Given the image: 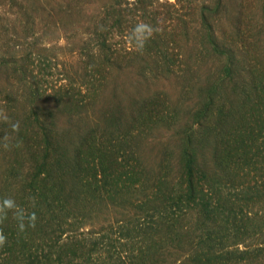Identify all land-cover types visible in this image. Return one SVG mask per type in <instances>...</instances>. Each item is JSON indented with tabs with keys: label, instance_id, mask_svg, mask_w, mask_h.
Segmentation results:
<instances>
[{
	"label": "trees",
	"instance_id": "1",
	"mask_svg": "<svg viewBox=\"0 0 264 264\" xmlns=\"http://www.w3.org/2000/svg\"><path fill=\"white\" fill-rule=\"evenodd\" d=\"M254 19L248 0L236 10L229 0H0V109L22 141L0 147V199L37 216L19 232L8 213L0 264H264V19ZM138 22L161 29L142 53L129 39ZM57 31L80 58L76 80L20 50ZM182 36L195 38L190 53ZM123 74L181 81L193 104L158 89L129 112L110 102ZM162 130L169 143L149 168L141 143Z\"/></svg>",
	"mask_w": 264,
	"mask_h": 264
},
{
	"label": "rangeland",
	"instance_id": "2",
	"mask_svg": "<svg viewBox=\"0 0 264 264\" xmlns=\"http://www.w3.org/2000/svg\"><path fill=\"white\" fill-rule=\"evenodd\" d=\"M160 1L164 4L176 3V0ZM239 1L240 0H229V4L232 10H236V6L238 5ZM249 1L251 3H249ZM248 8L249 11H252L255 14V19L254 21H252V25L258 28V25L262 24L264 19V1L248 0ZM48 34L43 38H36L35 40L25 43V45L20 50H23L24 52L29 51L30 54L33 52L41 54L44 53L50 58H53L54 63H52L51 72L54 76L63 78V76H61L60 74H65L68 77L64 78L76 80L82 71L80 58H78L77 55L73 53V47H71V45H68V41L61 39V36L63 34L62 32L57 31L50 33L49 35ZM182 38L186 42L185 52L190 53L192 51L191 48H193L191 46V43H195V38L190 42L189 46H186L188 42L185 40L184 36H182ZM258 38L264 42V28L259 33ZM55 66H57L56 69H54ZM47 72H49V70ZM203 72H205V70ZM133 78L126 74L116 77V81L118 82L116 83L115 87V95H117V98H113L112 101H110L111 104H123L124 106L129 108V112H132V100L134 98L140 99L150 93L153 94L158 89L165 90V92L168 94L167 96L169 97L170 102L172 104L180 103L183 110H186V108L190 107V105L193 104L192 99L186 98L182 84H179L181 81L170 79L166 81L157 80L152 82H144L139 78L138 85V83H136ZM109 95L110 94H108L107 96ZM154 136L156 138L154 141L147 137L146 140H148V142L144 141L140 146L143 160L149 168H154L159 164L161 149H163L164 146L169 143L168 142L165 144L167 140L166 138H168V134L166 135L164 130L155 132ZM137 142L139 143V141ZM136 149L139 154V144Z\"/></svg>",
	"mask_w": 264,
	"mask_h": 264
},
{
	"label": "clouds",
	"instance_id": "3",
	"mask_svg": "<svg viewBox=\"0 0 264 264\" xmlns=\"http://www.w3.org/2000/svg\"><path fill=\"white\" fill-rule=\"evenodd\" d=\"M161 29L145 22H138L131 30L129 39L134 43L135 50L142 53L146 44L155 34L159 33ZM0 123L8 125L10 131L0 137V147L5 151L12 147H20L22 141L18 139L20 131L19 121H12L4 109H0ZM15 134V136L13 135ZM15 139V144L12 141ZM33 206L35 205V197H32ZM11 212L13 218L17 221L19 232H24L28 227L35 228L37 216L35 212L28 213L26 209L17 205L16 201L11 197L0 199V224L8 218V213ZM7 236L3 230L0 229V248L7 243Z\"/></svg>",
	"mask_w": 264,
	"mask_h": 264
}]
</instances>
